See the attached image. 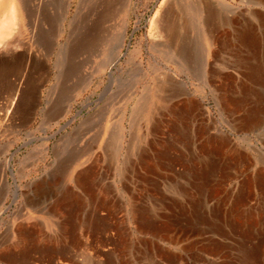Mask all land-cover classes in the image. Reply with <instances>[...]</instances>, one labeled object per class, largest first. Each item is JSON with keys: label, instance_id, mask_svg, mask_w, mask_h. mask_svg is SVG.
I'll return each instance as SVG.
<instances>
[{"label": "rangeland", "instance_id": "374dc122", "mask_svg": "<svg viewBox=\"0 0 264 264\" xmlns=\"http://www.w3.org/2000/svg\"><path fill=\"white\" fill-rule=\"evenodd\" d=\"M103 1L73 0L68 16L62 17L66 0H53L54 13L48 16V23H43L37 42L29 47L26 34L18 37L24 46L20 52L24 54L31 48L36 55L35 63L27 68L23 65L15 68L5 57L0 64V242L14 246L11 255L14 254L18 260L12 258L11 264H54L50 260L52 257L43 250V253L41 250L30 251L27 259L19 260L20 246L26 240L24 234H19L22 233L19 225L44 222L43 227L39 228L42 234L40 244L31 228L30 233L36 238L28 239L30 249L36 243L39 244L37 248L46 246L48 239L52 241L53 238V243L60 241V228L57 227L56 232L47 228L48 222L41 220L44 215L34 213L33 205L37 208L40 204L42 211L52 202L53 205L62 200L70 211L75 206L78 209L83 205L80 211L77 210L78 218L90 220L96 218L92 207L100 206L107 190L110 196L105 202L109 203V211H103V215L98 214V217L115 224L109 228V233L114 237H101L99 234L88 237V233H81L83 237L78 235V242L81 241L80 244L88 248L79 255L85 252V256L91 257L96 249L100 250L97 246L109 255L116 256L126 251L122 236L126 229L124 221L131 226L130 235L139 245L141 255L143 251L152 252L155 243L158 253L156 264H264V6L254 5L256 0H245L246 3L227 0L233 8L230 13L235 30L231 36L230 49L233 52L211 55L208 62L218 76L207 75V80H212L209 87L203 71L207 48L199 35L196 19L189 14L188 19L194 25L189 32L182 27L184 20L181 21L174 14L175 36L190 42L189 45L198 52L192 69L178 73L179 80L191 92L192 98H189L195 100V105L188 106L192 114L186 130L193 124L198 129H208L210 126L211 135L225 132L224 135L236 150L234 155L238 157L241 153L245 157L238 162V158L232 154L230 158L219 156L222 160L217 157L210 164L207 162L210 160L208 151L205 149L204 153L200 149L208 141L209 133L205 135L199 132L201 138L197 136L194 142L183 144L168 127L171 121L175 126L180 124L177 115L181 111L179 109L183 105L185 107L187 97H175L170 92L163 94L154 90L149 96L150 103L154 101L150 104L153 109L145 110L148 114L144 116L140 111L141 115L131 119L132 108L143 95L144 86L152 85L151 81L145 84L141 82L143 74L138 75L140 80L136 83L137 68L146 71L155 61L164 69L173 68L165 62L164 46H158V38L154 33L151 35V21L160 4L166 0ZM197 1L180 0L178 4L198 6ZM208 1L213 6L214 16L217 15V29L223 34L220 20L226 15L223 6L220 0ZM101 2L105 3V9ZM261 2L264 4V0ZM78 3H82L80 7L83 11L75 19ZM98 17L106 19L99 23ZM238 30L242 33H238ZM57 34L60 37L56 42L53 38ZM84 38L87 39L85 49L78 54L75 51L78 50L76 41ZM208 47L212 54L214 47ZM59 50L63 51L67 61L62 66V73L57 72L54 65ZM72 63L75 64L72 66ZM19 79H23L24 88L20 97L17 95L19 99L12 109L14 84ZM130 90L133 94L129 97L127 94ZM64 92L70 97V102L58 117L57 106ZM255 115L260 118L254 123L250 122ZM161 118L164 120L162 125L155 126ZM121 125L125 127V137L114 148L112 133ZM85 149V157L72 168L71 175L58 184L59 178L56 176L59 164L68 163L73 154ZM112 149L118 151L113 154L115 158ZM194 157L201 158L200 162L196 163ZM74 179L79 183L76 184ZM89 183L93 184L92 188ZM34 191L40 192L42 200L35 201ZM16 193L18 199L14 200ZM50 197L52 200H49ZM147 216L151 221H156L157 227L148 225ZM26 217L34 220L25 221ZM165 253L177 256L178 261L174 257V260L165 258Z\"/></svg>", "mask_w": 264, "mask_h": 264}, {"label": "bare ground", "instance_id": "6f19581e", "mask_svg": "<svg viewBox=\"0 0 264 264\" xmlns=\"http://www.w3.org/2000/svg\"><path fill=\"white\" fill-rule=\"evenodd\" d=\"M65 1V0H64ZM73 0H66L63 9H62V17H66L68 16V10L70 9V5L71 2ZM81 1V0H80ZM93 1V0H91ZM98 1V0H97ZM101 0H99L100 2ZM103 1V0H102ZM109 1V0H108ZM120 1V0H119ZM197 1V0H196ZM251 1V0H250ZM60 2V1H59ZM83 2V1H82ZM90 2V1H89ZM104 2V1H103ZM101 2L102 6H105V3ZM180 2V0H166L164 2H162L160 4L159 9L156 12V15L153 17L152 21H151V35L153 36L155 34V37L158 38V43L157 45L160 46H164V50L163 51V57L165 58V62L172 65L173 68H169L165 65V67L167 68H162V65L157 63L155 61V64H151L147 67L146 71H144V69H139L137 68V79L139 78L138 75L143 74L141 77V82L144 81L143 83L145 84L146 81H151L152 85L150 86H144V93L141 96L140 99H138L134 105V107L132 108V115H131V119H133V117H135V115H141L140 111L144 114H148L147 111L145 110H152L153 107H151L152 103H150V92L156 90L157 93H168L170 92L171 96H175L178 97V95H183L185 97H187L186 100V104L185 107L183 105V108L179 109L181 110L179 112L178 116V122L180 124H177V126H175L174 121H171L170 124L168 123V127L174 132L173 134L175 135V137L177 139L180 140V142L184 143H188V141H195L197 139V136H199V132L208 134L209 130L211 129V127L209 126L208 129L206 128H194V125L192 124L191 128V132L190 134L188 133L189 129L186 130V128L188 127V122L191 119L190 115L192 114L190 109L188 110V108L190 106L195 105L193 101L190 98H192L191 96V92L189 90V88L186 86V84L179 80L178 78V73H184L187 70H191L192 66H193V61L195 59V57L198 55V52L196 50L195 47H191L189 45L190 42L188 41H183V40H179L176 36H175V26L174 21H175V15H178L180 20L183 21V26L182 27H186L187 30L190 32L193 29V24L189 21L190 19H188L189 14L193 17H195L196 19V24H197V28L199 30V35L200 37H202L203 42L206 44V50L207 53L205 55V59L203 61V71L205 76L207 77L205 82L207 83L208 87L212 84V80L209 81L208 76L209 73L212 77L218 76L217 73L213 67L210 66L209 64V59L211 57V55H213V53H230L232 49H230V47L232 46V38L231 36L233 35V33L235 32L234 30V23H232V17L230 15V13H232V5L227 1V0H220V5L223 6V10L224 13H226L225 16H222L223 18L220 19L222 21V30H223V34H220V32L217 29V25H216V16H214V10H212L213 6L212 4L207 0H201V2L199 3L198 6H191L189 5H183V4H178ZM182 2V1H181ZM188 2V1H187ZM232 2V1H231ZM240 2H245V0H242ZM254 2V1H253ZM263 2V1H262ZM261 2V0H256L255 3H253L254 5L257 6H264V4ZM77 3V2H76ZM80 3V2H79ZM78 3V4H79ZM107 3V2H106ZM248 4H250L249 2H247ZM62 4V3H61ZM82 4V3H81ZM77 6L76 11H75V19L78 18V16H80V14L82 13L81 11V7L80 5ZM109 4V3H108ZM125 4V3H124ZM175 4V5H174ZM116 5V4H115ZM54 4H53V0H0V64L3 62V59L5 57H7V59L9 58V63L15 67L18 68L16 66H25L26 68L28 67V65L32 64L34 62V57L36 56L34 51L30 48L28 51H26V53L22 54L20 51L24 49V46L20 43V40L18 39V37L20 36H25V34L27 35V39L29 40V47L34 44V42H37V40L39 39V35L41 33V29L43 27V23H48L47 19L48 16H52L54 13ZM58 6V5H57ZM76 6V5H75ZM86 6H92V5H86ZM101 6V5H100ZM120 6V5H119ZM178 7L179 9L177 10L176 7ZM221 6V7H222ZM99 7V6H98ZM62 8V6H61ZM83 8V7H82ZM86 8V7H85ZM116 8V7H115ZM84 9V8H83ZM90 9V8H89ZM92 9V8H91ZM97 9V8H95ZM105 9V7H104ZM109 11V8H107ZM118 9V8H117ZM122 9V8H121ZM75 10V9H74ZM112 10V8H111ZM119 10V9H118ZM56 11V10H55ZM104 11V10H103ZM106 11V10H105ZM116 11V10H115ZM114 11V12H115ZM176 11H178V13H176ZM59 11H57L58 13ZM99 12V11H98ZM113 12V11H112ZM123 12V11H122ZM105 12L102 13V16L104 15ZM125 13V12H124ZM84 14V13H83ZM107 14V13H106ZM113 14V13H112ZM254 14V13H253ZM59 15V14H58ZM71 15V14H70ZM93 15V14H92ZM101 15V14H100ZM98 15V16H100ZM109 16V14H107ZM115 15V14H114ZM83 16V15H82ZM235 16V15H234ZM256 16V15H255ZM259 15H257L258 17ZM87 17V16H85ZM91 17V16H90ZM236 17V16H235ZM51 18V17H50ZM88 18V17H87ZM94 17H92L93 19ZM96 18V17H95ZM99 18V23H102L103 19L105 20L106 18ZM97 18V19H98ZM178 18V19H179ZM177 19V20H178ZM63 20V19H62ZM238 20V18L236 19ZM235 20V21H236ZM244 20V19H243ZM246 20V19H245ZM259 20V19H258ZM89 21V20H88ZM73 22V21H72ZM78 22V20H77ZM238 22V21H237ZM246 22V21H245ZM249 22V21H248ZM260 22V21H258ZM262 22V21H261ZM55 23V22H54ZM85 23V21H84ZM88 23V22H86ZM179 23V22H178ZM241 23V22H240ZM57 24V23H55ZM60 24V23H59ZM66 24V23H65ZM74 24V23H73ZM62 25V24H61ZM69 25V23H68ZM78 25V24H77ZM103 25V24H102ZM193 25V26H192ZM219 25V24H218ZM236 25V24H235ZM240 25V24H239ZM262 25V24H261ZM53 26V25H52ZM263 26V25H262ZM50 27V26H49ZM62 27V26H60ZM70 27L72 29V25L70 24ZM84 27V26H83ZM86 27V26H85ZM92 27V26H91ZM88 28V27H87ZM255 28V27H254ZM57 29V28H55ZM109 29V28H108ZM111 29V28H110ZM126 29V28H125ZM181 29V28H179ZM236 29V28H235ZM243 29V28H242ZM61 30V29H60ZM86 30V29H85ZM89 30V29H88ZM87 30V31H88ZM92 30V29H91ZM221 30V29H220ZM239 31V30H238ZM45 32H47V30H45ZM77 32V31H76ZM81 32V31H80ZM89 32V31H88ZM104 32V30H103ZM29 33L30 36L27 34ZM59 33V32H58ZM87 33V32H86ZM93 33V32H92ZM154 33V34H153ZM178 33V32H177ZM240 33V31L238 32ZM242 33V31H241ZM240 33V34H241ZM250 33V32H249ZM264 33V31L262 32ZM42 34V33H41ZM53 34V33H52ZM64 34V33H63ZM62 34V35H63ZM66 34V33H65ZM69 34V33H68ZM74 34V33H73ZM72 34V35H73ZM82 34V33H81ZM252 34V33H251ZM60 35V33H59ZM58 34L55 38H53V41L57 42V38L60 37ZM77 35V34H75ZM80 35V34H79ZM239 36V34H236ZM263 35V34H262ZM44 36V35H43ZM48 36V35H47ZM92 36V35H91ZM90 36V37H91ZM95 36L97 37V35L95 34ZM102 36V35H101ZM105 36V35H104ZM107 36V35H106ZM220 36V37H219ZM248 36V35H247ZM41 37V36H40ZM51 37V36H50ZM54 37V36H53ZM68 37V36H67ZM73 37V36H72ZM76 37V36H75ZM154 37V38H155ZM234 37V36H233ZM44 38H46L44 36ZM66 38V37H65ZM79 38V37H78ZM180 38V37H179ZM43 39V38H41ZM40 39V40H41ZM52 39V38H51ZM72 38L69 39V41ZM75 40V38H73ZM82 39V37H81ZM79 40L76 41V48H78L77 51L78 54H80L82 52V50L85 49V44H86V40L85 38L83 40ZM189 39V38H188ZM258 40V37L256 38ZM264 39V37H263ZM262 39V40H263ZM66 40V39H65ZM91 40V38L89 39ZM88 40V41H89ZM250 40V39H249ZM255 39L253 38V41ZM49 41H51L49 39ZM60 41V40H59ZM234 41V40H233ZM240 41V40H239ZM246 41V40H245ZM56 42L54 43L53 46H55ZM73 42V41H72ZM96 42V41H95ZM252 42V41H251ZM264 42V41H263ZM31 43V44H30ZM52 43V42H51ZM93 43V42H92ZM41 44V43H40ZM69 44V43H67ZM100 44V43H99ZM154 44L156 45L155 41ZM250 44V42H249ZM259 45V43H257ZM39 45V43H38ZM60 45V44H59ZM102 45V44H100ZM105 45V44H104ZM154 45V47H155ZM47 46V45H46ZM190 46V47H189ZM208 46H212L214 47V49L212 50V54L211 51L209 49ZM257 46V45H256ZM261 46V45H260ZM49 47H51V45H49ZM67 47V46H66ZM42 49V47H40ZM48 48V47H47ZM65 48V47H64ZM153 48V46H152ZM66 49V48H65ZM95 49V48H94ZM98 49V48H97ZM100 49V48H99ZM236 49V48H235ZM249 49V48H248ZM253 49V48H252ZM260 49V48H258ZM56 50V49H53ZM67 50V49H66ZM133 50V49H132ZM256 50V49H255ZM254 50V51H255ZM32 51V52H31ZM45 51V50H44ZM257 51V50H256ZM260 51V50H259ZM40 52V51H39ZM42 52V50H41ZM49 52V50H48ZM101 52V51H100ZM233 52V50H232ZM244 52V51H243ZM44 53V52H43ZM65 53V52H64ZM67 53V52H66ZM89 53V52H87ZM119 53V51H118ZM222 53V54H223ZM236 53V52H235ZM4 54V55H3ZM48 54V53H47ZM72 54V53H70ZM121 54V53H120ZM232 54V53H231ZM254 54H256V52H254ZM54 55V54H53ZM65 54H63V51L61 52L59 50V53L56 54V61L54 63L55 68L58 70L57 72L62 73V66L64 65V62L66 61V58L64 56ZM92 55V54H90ZM98 55V54H97ZM118 55V54H117ZM253 54H251L252 56ZM86 55L82 56L85 57ZM122 56V55H121ZM130 56V55H129ZM228 56V55H227ZM256 56V55H255ZM90 57V56H88ZM259 57V56H258ZM263 57V54H262ZM46 58V57H45ZM76 58V57H75ZM79 58V57H78ZM236 58V57H235ZM253 58V57H252ZM112 59V58H111ZM129 59H131L129 57ZM217 59V58H216ZM264 59V58H263ZM44 60V59H43ZM47 60V59H46ZM118 60V59H117ZM243 60V59H242ZM69 61V60H68ZM76 61V60H75ZM80 61V60H79ZM46 62V61H45ZM77 62V61H76ZM114 62V61H113ZM35 63V62H34ZM67 63V61H66ZM85 62H83L84 64ZM243 63V62H242ZM75 64V63H74ZM72 63V66L74 65ZM3 65V64H2ZM112 65V64H111ZM1 66V65H0ZM114 66V65H113ZM207 66L209 68V71L207 70ZM67 67V66H66ZM75 67V66H74ZM230 67V66H229ZM234 67V66H233ZM30 68V67H29ZM99 68V67H98ZM190 68V69H189ZM23 69V68H22ZM48 69V67H47ZM67 69V68H66ZM13 70V69H12ZM73 70V69H72ZM77 70V69H76ZM62 71V72H61ZM68 71V70H67ZM66 71V72H67ZM71 71V70H70ZM26 72V71H25ZM56 72V71H55ZM66 74V73H65ZM64 74V75H65ZM200 74V73H199ZM250 74V73H249ZM68 76V75H67ZM66 77V76H65ZM202 77L203 74H202ZM19 78V77H18ZM67 78V77H66ZM111 78V77H110ZM136 78V77H135ZM210 78V77H209ZM136 79V83L138 84V81L140 80V78L137 80ZM202 79V78H201ZM204 79V78H203ZM212 79V78H211ZM227 81V80H226ZM45 82V81H44ZM134 82V81H133ZM210 82V83H209ZM84 83V82H83ZM215 83V82H214ZM78 84V83H77ZM136 84V85H137ZM140 84V82H139ZM142 84V85H144ZM252 84V83H251ZM135 85V84H134ZM206 85V84H205ZM231 85V84H230ZM227 86V85H226ZM235 86V85H234ZM249 86V85H248ZM78 87V86H77ZM138 87V86H137ZM215 87V86H214ZM22 88H24V84H23V79H19V80H15V84H14V97L12 98L11 101V108L12 106L14 107L16 101L19 99L18 96L21 95V91ZM70 88V87H69ZM136 88V87H135ZM134 88V90H136ZM133 89V88H132ZM210 89V88H209ZM226 89V88H225ZM212 90V89H211ZM1 91V90H0ZM131 91V90H130ZM213 91V90H212ZM67 92V91H66ZM76 92V90H75ZM78 92V91H77ZM81 92V91H80ZM135 92V91H133ZM231 92V91H230ZM68 93V92H67ZM72 93V92H71ZM232 93V92H231ZM130 94H133L132 91L129 92L127 94V96H129ZM18 95V96H17ZM69 95V94H68ZM154 95V94H153ZM232 95V94H231ZM20 97V96H19ZM130 97V96H129ZM136 97V95H135ZM190 97V98H189ZM233 97V96H232ZM234 98V97H233ZM9 99V98H8ZM61 102H59L60 104L57 106V111H56V115L59 117L62 115V111L65 110V107L67 106V104L70 102V97L67 96V94H65V92L62 94V97L60 98ZM184 99V98H183ZM231 100V99H230ZM233 101V100H232ZM54 102V101H53ZM181 102V101H180ZM227 102V101H226ZM151 104V105H150ZM10 104H8L9 106ZM198 105V104H197ZM7 106V108H8ZM155 106V105H154ZM189 106V107H188ZM56 107V106H55ZM172 107V106H171ZM196 107V106H195ZM198 107V106H197ZM196 107V108H197ZM10 108V107H9ZM8 108V109H9ZM167 108V107H165ZM13 109V108H12ZM194 109V108H193ZM136 110V111H135ZM229 110V109H228ZM193 111V110H192ZM195 111V110H194ZM193 111V112H194ZM65 112V111H64ZM261 112V111H260ZM160 114V113H159ZM162 114V113H161ZM260 114V113H259ZM263 114V113H262ZM203 115V114H202ZM232 115V114H231ZM161 116V115H160ZM174 116V115H173ZM196 117V116H195ZM56 118V117H55ZM173 118V117H172ZM259 115H255L253 118H251L250 122L253 121L252 123L256 122L259 119ZM156 119V118H155ZM154 119V120H155ZM158 120V119H156ZM155 120V121H156ZM194 120V119H193ZM60 121V120H59ZM197 121V120H196ZM49 122V121H48ZM53 122V121H52ZM164 122L163 118L160 119V121H158V124H155V126L157 125H162V123ZM213 122V121H212ZM55 123V121H54ZM153 123V122H152ZM241 123H244L241 122ZM58 124V123H56ZM214 124V123H213ZM248 124V123H247ZM257 124V123H256ZM209 125V124H208ZM211 125V124H210ZM215 125V124H214ZM229 125V124H228ZM131 128H133V126L130 124ZM240 127V125H239ZM238 127V129H239ZM197 128V129H196ZM214 128V127H213ZM155 129V128H154ZM164 129V128H163ZM236 129V130H238ZM124 130L125 127H123V125H121V127L117 128V130L112 133V137H111V143L113 145V147L115 148V144L118 142L123 141L122 139L125 137L124 135ZM149 130V129H148ZM197 130V131H196ZM123 131V132H122ZM153 131V130H152ZM122 132V133H121ZM155 132V131H154ZM163 132V131H162ZM221 132V131H220ZM134 133V132H133ZM222 133V132H221ZM225 133V132H224ZM224 133L219 134V135H211L209 133L208 136V141L206 142L205 145L202 146V148H200L202 150V152L206 149L208 151V158L210 157V160L207 162L213 163V160H215L217 157L220 158L219 156L222 157H228L231 156V154L235 157L236 155H234V152H236V150L233 148V145L230 142V139H228V137H226V135H224ZM164 135V134H163ZM202 135V134H201ZM200 137V136H199ZM198 137V140H199ZM202 137V136H201ZM200 137V138H201ZM204 140V139H203ZM153 142V141H152ZM204 142V141H203ZM178 143V142H177ZM189 144V143H188ZM188 144H186L187 146H189ZM185 145V146H186ZM87 149V148H86ZM82 150V151H78L75 154H73L72 158L69 160L68 163L64 164L63 162L60 163V168L58 166V172H57V178L59 179H64L65 177L71 175L72 172V168L74 166H76L77 164H79L80 160L82 158L85 157V155L87 154V150ZM188 149V148H187ZM115 151V152H114ZM200 151V150H199ZM89 152V151H88ZM116 150L112 149V156L115 153L116 154ZM175 152V151H174ZM172 153V152H171ZM205 153V151H204ZM161 154V153H160ZM241 156H236L237 161L238 160H242L245 157L240 153ZM194 156V155H193ZM198 156V155H197ZM114 157V156H113ZM178 157V156H177ZM115 158V157H114ZM192 158V156H191ZM195 158V157H194ZM193 158V159H194ZM203 158V155H202ZM227 158V159H228ZM196 163L200 162L201 158H195ZM204 159V158H203ZM221 159V158H220ZM219 159V160H220ZM192 160V159H191ZM205 160V159H204ZM222 160V159H221ZM202 162V161H201ZM206 162V161H205ZM234 162V161H233ZM236 162V161H235ZM234 162V163H235ZM239 162V161H238ZM86 163V162H85ZM226 163V162H225ZM233 163V164H234ZM152 164V163H151ZM205 164V163H204ZM227 164V163H226ZM225 164V165H226ZM197 165V164H196ZM235 165V164H234ZM241 165V164H240ZM244 165V164H243ZM246 165V164H245ZM79 166V165H78ZM208 166V165H207ZM237 166V165H236ZM96 167V166H95ZM135 167V166H134ZM154 167V166H153ZM205 167V166H204ZM202 168V167H201ZM207 168V167H206ZM198 169V168H197ZM149 173V172H148ZM201 173V172H200ZM229 173V172H228ZM55 175V174H54ZM222 176V175H221ZM230 176V175H229ZM233 176V175H232ZM3 177V176H2ZM126 177V176H125ZM235 177V176H234ZM5 177H3L4 179ZM73 178V177H72ZM71 178V179H72ZM80 178V177H79ZM78 178V180H79ZM213 178V177H212ZM230 178V177H229ZM59 179L58 180V184L61 182ZM68 179V178H67ZM90 179V178H89ZM77 179H75V183H79ZM214 180V179H213ZM260 180V179H259ZM151 181V180H150ZM4 182H6V180L4 179ZM244 183V182H243ZM91 184V183H89ZM252 184V182L250 183ZM92 185V184H91ZM125 185V184H124ZM242 185V184H241ZM264 185V184H263ZM84 186V185H83ZM40 187V186H39ZM48 187V185H47ZM115 187V186H114ZM252 187V186H251ZM50 188V187H49ZM82 188V187H81ZM89 188V187H88ZM42 189V188H41ZM197 189V188H196ZM200 189V187H199ZM66 190V189H65ZM70 190V188H69ZM106 190V189H105ZM198 191V190H197ZM36 193H34L35 196V201H40V199L42 200V198L40 197L41 194L40 192L38 193V191H34ZM63 192V191H62ZM61 192V193H62ZM109 192V191H108ZM184 188H183V193H184ZM188 192V191H187ZM201 192V191H200ZM65 194V193H64ZM180 194V193H179ZM182 194V193H181ZM180 194V195H181ZM185 194V193H184ZM33 195V194H32ZM56 195V194H55ZM51 196V195H50ZM57 196V195H56ZM63 196V195H62ZM67 196V194H66ZM133 196V195H132ZM182 196V195H181ZM33 197V196H32ZM37 197V198H36ZM61 197V195H60ZM59 197V198H60ZM68 197V196H67ZM183 197V196H182ZM263 197V196H262ZM51 198V197H50ZM58 198V197H56ZM65 198V196H64ZM63 198V199H64ZM73 198V197H71ZM18 199V195L17 193L14 196V200ZM210 199V198H209ZM30 200V199H29ZM49 200H52L49 199ZM61 200V199H60ZM104 200V199H103ZM109 200H113V199H109ZM118 200V199H117ZM67 201V198H66ZM105 201V200H104ZM103 201V202H104ZM244 201V200H243ZM33 202V201H32ZM112 202V201H110ZM31 205L30 202H28ZM27 203V204H28ZM34 203V202H33ZM53 203V202H52ZM51 206H49L46 210L42 211L41 208H39L40 204L37 205V208L33 207L34 213H41L44 215V217L41 218L46 220L47 223V228L50 227V229L55 230L56 232V220H57V212L59 210V208H62V203L67 204L66 202H64V200L57 202L56 204H53ZM69 204L71 202H68ZM180 203V202H179ZM220 203V202H219ZM35 204V203H34ZM43 204V203H42ZM47 204V203H45ZM78 204V203H77ZM184 205V204H183ZM2 206V205H1ZM65 206V205H64ZM115 206V205H114ZM156 206V205H155ZM52 207V209H51ZM72 207V206H71ZM76 207V206H75ZM210 207V206H209ZM139 208V207H138ZM165 209V208H164ZM210 210V209H209ZM220 210V209H219ZM31 211V210H30ZM95 211V210H94ZM185 211V210H184ZM198 212V211H197ZM214 212V211H213ZM242 212V211H241ZM203 213V212H202ZM30 214V213H29ZM171 215V214H170ZM204 215V214H203ZM27 216V215H26ZM30 216V215H29ZM146 216V215H145ZM199 216V215H197ZM38 217V216H37ZM36 217V218H37ZM71 217V216H70ZM188 217V216H187ZM99 218V217H98ZM109 218V216H108ZM144 218V217H143ZM147 218H149L147 216ZM218 218V217H217ZM32 218L26 217L25 221H30ZM153 219V218H152ZM24 220V219H23ZM34 220V219H33ZM202 220V219H201ZM102 221V220H101ZM154 221V220H153ZM153 221L150 220V218L148 219V225H150V227H153L152 225L156 222L153 223ZM69 222V221H68ZM167 222V221H166ZM90 223V222H89ZM163 223V222H162ZM173 223V222H172ZM37 224V223H36ZM35 226L37 227L38 224ZM60 224V223H59ZM66 224V223H65ZM41 225V224H40ZM146 225V224H145ZM33 226V224H32ZM46 226V225H45ZM63 226V225H62ZM22 227L21 230H23L24 236L25 238L27 237V239L29 238H33V236H31L30 234V226L28 228V226H20ZM101 227V226H100ZM117 227V226H116ZM122 227V226H121ZM157 227V226H156ZM32 231L35 230V227H32ZM35 228V229H34ZM175 228V227H174ZM221 228V227H220ZM20 229V228H19ZM28 229V230H27ZM111 230V229H110ZM253 230V229H252ZM18 231V229H17ZM27 231V232H26ZM60 231V230H59ZM70 231V230H69ZM258 231V230H257ZM19 232V231H18ZM17 232V233H18ZM26 232V233H25ZM35 233V232H34ZM40 233V232H39ZM52 233H54L52 231ZM69 233V232H68ZM23 236L22 233H19ZM72 234V233H71ZM36 235V234H35ZM52 235V234H51ZM70 235V234H69ZM15 236V235H13ZM20 236V235H19ZM68 236V234H67ZM108 236V235H107ZM50 237V236H49ZM24 238V237H23ZM36 238V237H34ZM51 238V237H50ZM14 240V239H13ZM19 240V238H18ZM21 240V239H20ZM34 240V239H33ZM36 240V239H35ZM39 240V238L37 237V241ZM53 241V238L51 239ZM55 240V239H54ZM69 240V239H68ZM22 241V240H21ZM50 244H53V247L50 245V247L47 245V250L46 252H49L50 254L53 252V248L56 247L55 244L50 241V239H48ZM128 241V240H127ZM23 242L25 243L26 240H23ZM32 242V241H31ZM34 242V241H33ZM52 242V243H51ZM63 242V241H62ZM126 242V241H125ZM168 242V241H167ZM173 242V241H172ZM22 243V242H21ZM37 244V243H36ZM60 244V243H59ZM89 244V243H88ZM15 245V244H13ZM21 245V244H20ZM25 245V244H24ZM26 245H28L26 243ZM5 247V246H4ZM14 247V246H13ZM11 246V248H13ZM86 247V246H85ZM151 247V246H150ZM11 248H9L11 250ZM17 248V247H16ZM19 248V247H18ZM37 247L34 246V248L30 249L29 246H23L22 250H20V252L23 253V257L20 258L19 260H25L27 259L26 256L29 255V251H35ZM66 248V247H65ZM21 249V246H20ZM44 249V248H43ZM42 249V250H43ZM74 249V248H73ZM148 249V247H147ZM9 250V252H11ZM262 250V249H261ZM151 251V250H150ZM5 252V251H4ZM8 252V253H9ZM13 252V249H12ZM118 252V251H117ZM19 253V251H18ZM22 253L19 255H22ZM98 253V252H97ZM144 253V252H143ZM16 254V253H15ZM47 254V253H46ZM56 254V253H55ZM158 254V253H157ZM31 255V254H30ZM53 255V254H51ZM50 255V256H51ZM228 255V254H227ZM17 256V254H16ZM120 256V255H119ZM157 256V255H156ZM255 256V255H254ZM12 258H14L15 260H18V257L16 258L13 254ZM103 258V257H102ZM151 258V257H150ZM160 258V257H159ZM166 258V257H165ZM28 262V261H27ZM156 262V261H155ZM173 263V262H172ZM32 264V263H31ZM121 264V263H120ZM156 264V263H155ZM179 264V263H178ZM258 264V263H257Z\"/></svg>", "mask_w": 264, "mask_h": 264}, {"label": "crops", "instance_id": "0c3cea01", "mask_svg": "<svg viewBox=\"0 0 264 264\" xmlns=\"http://www.w3.org/2000/svg\"><path fill=\"white\" fill-rule=\"evenodd\" d=\"M64 179L63 178L59 179L61 181L60 183L64 182ZM74 181H75V179H74ZM92 186H93V184L90 185L91 188H92ZM108 191L109 190H107L105 192L104 200H108V197L110 196V193ZM101 201H103V200H101ZM64 205L66 206V204L62 203V208H59V210L56 211L57 212V220H56L55 226L56 227L58 226V228H60V234H59L60 241L54 243L56 247L53 248V252L51 253L53 255H51L49 252H46L47 245L50 244L48 240H47L48 243L46 244V246H43L42 248H36L35 249V251L41 250V253H43L42 249L44 248L43 251L45 253H47L48 256L51 255L52 258L50 260H52L54 264H89L88 262H90V264H120V263L121 264H155L156 263L155 261L157 260V256H156L157 252H156L155 243L152 246V248H153L152 252L149 250L143 251L144 253L142 252V255H141V252L139 250V245H137V243L135 242L133 235H130V233L132 232L131 226H129L127 224V222H124V221H123V223H124V227H126V229L124 231V235H122V236L124 237V240L126 241L125 243H126L127 249H126V251L121 252L119 254L120 256L119 255H116V256L115 255H109L108 252H102L101 250H103V249L99 246H97V248L100 250L96 249L94 252V255L91 257L85 256L86 255L85 252H83L84 253L83 255H79L81 251H87V248H88L85 244L81 245L80 244V243H82L81 241L78 242L77 237H78V235L80 236L81 233L83 235H87L86 233H88V235H87L88 237H89V235L94 236L95 234L96 235L99 234L101 237L104 236L107 238H113L114 237L111 235V233H109V231H111L109 228L111 226H115V224L110 223L108 219L98 218V214H100L102 216L103 211L104 212L109 211V203L107 201L106 202L104 201V202H100V206L92 207V211L94 212V216H96V218H92L90 220H87L86 218H82V219L78 218V216H79L78 211H80L79 208L82 207L83 205H81L78 209H77L78 206H76V208H73L72 211H70ZM95 212H96V214H95ZM31 221H33V220H31ZM154 222H156V221L154 220L153 223ZM35 224L36 223H33V226L30 225V228L35 227L36 229L35 228L34 229L36 230V232L34 233L35 230H33V234H36L35 235L36 237L41 238L42 234L39 233L40 232L39 228L43 227L44 222L43 223H37L38 224L37 227L35 226ZM152 226L154 228L156 226V224L154 223ZM28 228H29V225H28ZM127 228H129V229H127ZM37 231H38V233H37ZM22 234H24L23 230H22ZM67 234H68V236H67ZM35 236H33V237H35ZM80 237H83V236H80ZM40 242L41 241L39 239L38 243L40 244ZM26 243L28 245H26ZM56 243H60V244H56ZM39 244H36V245L33 244L32 248H34V246L38 247ZM11 246L12 245H10V243L7 245V242H4V244L0 242V262H2L3 264H11V261H12V255L11 254H12V249H13V248H11ZM23 246H26V247L29 246V242H28L27 237H26V242L22 243L20 250H22ZM52 247H53V244H52ZM9 248H11V250ZM9 250L11 252H9ZM21 253L22 252H20V254ZM29 253H30V251H29ZM164 255L167 259L174 260V258H175L176 261H178V259H179L177 256H174L171 253H165ZM40 256L41 255H39V257ZM22 257H23V253H22V255H20V258H22ZM26 258H27V256H26ZM22 261H24V260H22Z\"/></svg>", "mask_w": 264, "mask_h": 264}]
</instances>
